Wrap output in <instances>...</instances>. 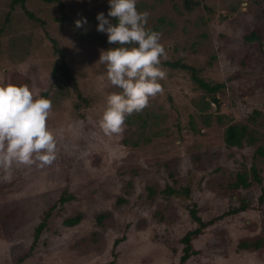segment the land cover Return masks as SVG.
<instances>
[{
  "label": "rangeland",
  "instance_id": "rangeland-1",
  "mask_svg": "<svg viewBox=\"0 0 264 264\" xmlns=\"http://www.w3.org/2000/svg\"><path fill=\"white\" fill-rule=\"evenodd\" d=\"M188 1L198 5L187 11L183 0H137L136 7L149 13L146 27L161 33V63L189 66L206 83L223 85L214 95L217 107L190 71L161 65V92L126 117L121 134L106 136L98 120L106 97L119 91L98 61L102 50L115 47L100 42L97 33L107 34L96 30L98 13L114 22L107 16L108 0H24L26 11L41 22L12 0H0V86L27 85L36 96L47 91L52 109L46 126L57 142L51 165L0 169V264H178L180 239L196 228L193 205L203 220H211L237 207L241 197L257 202L260 185L233 191L229 184L252 166L264 178V157L256 154L264 147L263 5ZM64 14L67 19L59 20ZM81 18L87 23L77 28ZM252 32L260 39L245 41ZM51 40L83 99L70 89L57 92L51 71L59 58ZM206 102L224 113L220 124L216 117L203 124ZM255 110L261 115L252 121ZM145 115L150 118L143 127ZM235 122L247 125L246 137L258 141L227 147L223 133ZM166 185L189 188V196L164 198L160 190ZM76 217L77 224H65ZM220 235L227 241L222 247ZM257 236L264 237V207L204 229L192 241L196 255L185 264H264V245L237 248Z\"/></svg>",
  "mask_w": 264,
  "mask_h": 264
},
{
  "label": "clouds",
  "instance_id": "clouds-1",
  "mask_svg": "<svg viewBox=\"0 0 264 264\" xmlns=\"http://www.w3.org/2000/svg\"><path fill=\"white\" fill-rule=\"evenodd\" d=\"M136 3L108 0L107 16L115 23L103 12L96 15V30L106 33L107 41L115 45L102 50L98 61L106 65L110 84L119 89L106 97L98 120L106 136L121 134L126 117L143 110L161 92L159 81L166 77L161 67V57L166 55L161 33L146 27L149 13L138 11ZM74 23L81 28L87 21L81 18ZM51 109V100L34 95L27 85L0 86V169L8 171L14 164L44 167L54 162L57 142L46 126Z\"/></svg>",
  "mask_w": 264,
  "mask_h": 264
},
{
  "label": "trees",
  "instance_id": "trees-1",
  "mask_svg": "<svg viewBox=\"0 0 264 264\" xmlns=\"http://www.w3.org/2000/svg\"><path fill=\"white\" fill-rule=\"evenodd\" d=\"M45 3H53V2H59V0H41ZM185 2L184 7L187 11L191 10L190 4L193 5H198L196 2L192 3L189 2L188 0H183ZM259 3L263 5L262 9V15L264 17V0H259ZM19 4L20 7L25 10L26 15L28 16L29 19L41 22L39 19H37L32 13L29 11H26L25 6H24V0H12V5ZM61 8L63 9V5H61ZM67 19V16L64 14L63 17L59 20H65ZM115 19L114 22L115 23ZM98 35V40L102 43H107V39L100 33H97ZM260 39V35L257 32H252L251 34L247 35L244 37V40L247 42H253L257 41ZM54 51L56 55H58V60L55 61V63L52 66V71H51V77L53 80V84L57 86V92L59 94H63V92H66L67 90H72L75 96L78 99H83L81 92L79 91L77 84H76V77L72 75L71 70L69 68V65L65 62L63 59V55L59 51L57 44L54 40H51ZM163 66L171 67V68H181L183 70H188L191 73V78L193 81L198 85L199 89H201L205 95L208 97H212L216 95L218 92L221 91L223 88V85L217 84V85H211L209 83H206L202 78H199L196 76V71L186 65L180 64V63H170V62H165L161 63ZM47 91L41 93L40 96L47 97ZM206 115L203 120V124L205 126L210 125V120L213 117L217 118V123H221L220 119L223 118V114L219 110H215L212 107H210L209 103L206 102ZM209 111V112H208ZM261 114L258 111H253L252 116V121H255ZM145 119H141L143 127L146 125L148 126V119L150 118L149 116L145 115ZM248 122H252L249 119H247ZM132 124V120L130 121ZM253 123V122H252ZM192 126V125H191ZM142 128V126H141ZM247 125H243L240 123H233L227 126L226 130L224 131V142L227 145V147H237L240 148L242 146L243 142H247V144H252L255 140L258 141V138H256L253 135H250L249 137H246L247 135ZM135 144V143H133ZM256 154L261 155L264 157V147H258ZM96 164L97 161H94ZM48 168V167H45ZM264 178L263 176L259 173V170L255 167L252 166L250 168V173L244 172V173H238L236 175V179L232 184H229L231 190H237V189H247L251 188L254 184H258L261 186V193L260 196L257 200L256 203H252L253 201L250 199H246L244 197L239 198L240 199V204L237 207H230L227 211H224L222 215L218 216L217 218L211 219V220H203L199 215H198V209L196 205H193L192 208L190 209V218L193 223L196 224V228L192 229L188 232L185 233V235L180 239V243L182 244L181 248V254L179 256V263L178 264H185L187 260L190 259V257L196 255L194 254L196 251L192 249V241L194 239H197L204 229L208 228L209 226L213 225L217 220H222L223 218H226L228 216H233L238 213H242L245 211H248L250 209H261L264 207V185L263 184ZM162 197H170V196H175L178 194H182L184 196H189V188H180L176 189L173 188L170 185H166V187L163 190H160ZM71 198L69 195L67 198H63L62 201L66 202ZM79 217H76L74 219H70L65 221V224L68 226H73L79 222ZM43 224H40L38 229L36 230L37 233L39 234L40 231L43 229ZM225 232V231H223ZM218 244L220 247L224 246L226 244V238L222 235L218 236ZM35 241H37V237L35 238ZM117 241L116 244H118ZM264 245V237L263 236H257L254 238H249V239H243L240 241L239 245L237 246L238 249L242 250H257L260 249Z\"/></svg>",
  "mask_w": 264,
  "mask_h": 264
},
{
  "label": "water",
  "instance_id": "water-1",
  "mask_svg": "<svg viewBox=\"0 0 264 264\" xmlns=\"http://www.w3.org/2000/svg\"><path fill=\"white\" fill-rule=\"evenodd\" d=\"M210 102L212 103V105L214 107H217V104H218V98L217 97H213L210 99Z\"/></svg>",
  "mask_w": 264,
  "mask_h": 264
}]
</instances>
